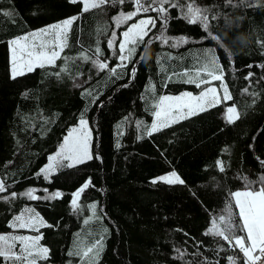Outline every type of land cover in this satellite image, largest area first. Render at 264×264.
I'll return each instance as SVG.
<instances>
[{"label":"trees","instance_id":"16d2710c","mask_svg":"<svg viewBox=\"0 0 264 264\" xmlns=\"http://www.w3.org/2000/svg\"><path fill=\"white\" fill-rule=\"evenodd\" d=\"M194 3L210 10V31L221 36L219 41L205 38L201 26L187 23L181 8L169 5L166 24L159 12L150 11L118 25L122 12L135 10L133 0H109L87 12L70 0H0V179L7 188L0 193V234L12 233L11 222L25 210L38 214L50 225L33 232L42 234L40 242L50 250L48 260L38 264H76L77 257L69 253L90 203L96 205L102 229L98 264H229L228 257L237 252L207 233L210 220L226 214L229 194L245 190L241 178L258 182L264 176V0ZM142 16L156 19L145 42L163 33L169 43L153 40L146 62L139 59L141 46L133 62L116 67L115 73L95 67V59L107 62L109 69L119 64L107 42L115 34L117 44L121 31ZM72 17L77 19L61 58L13 78L9 40ZM181 37L188 43L172 47ZM207 49L223 66L232 99L148 135L160 97L199 92L220 82L210 77L201 87L186 82L184 74L195 72ZM85 54L93 60L80 59ZM227 104L238 109L239 118L231 123ZM81 117L92 131L93 159L62 168L49 179L36 175ZM168 172L185 183L158 179ZM89 180L92 186L74 209L73 194ZM30 189L41 198L23 195ZM57 191L61 197L43 198ZM233 220L240 223L235 214ZM236 235L243 233L237 230ZM234 259L239 263L242 257Z\"/></svg>","mask_w":264,"mask_h":264},{"label":"snow or ice","instance_id":"6c2138e0","mask_svg":"<svg viewBox=\"0 0 264 264\" xmlns=\"http://www.w3.org/2000/svg\"><path fill=\"white\" fill-rule=\"evenodd\" d=\"M72 3H81L82 11L87 12L91 9H97L108 3L109 0H70ZM119 3H125V0H118ZM135 10L128 13H121L116 18V23L127 24L128 21L138 16L140 13H148L150 11H157L160 13L159 19L166 24L168 21V8H181L182 19L192 25L201 26L205 32L206 37L213 41H219L221 36L213 35L210 31L209 9L200 8L195 5L194 0H186L184 5L179 3V0H133ZM231 5L233 0H226ZM242 3H247V0H241ZM251 6V5H248ZM77 19L72 17L65 19L62 23L51 25L47 28H42L39 31L29 33L17 37L10 41L12 45V77L23 76L25 70L27 72L34 71L35 68H44L46 65H54L57 59L61 58V52L67 47L66 39L67 33L73 21ZM212 19H217L213 16ZM156 26V19L153 17L141 18L137 23L131 24L125 31L122 32V40L116 44L117 37L113 34L112 38L108 40V47L113 49V54L117 55L119 64L109 69L107 62H101L99 59L93 61L94 66L99 70L108 69L110 72L115 73L116 67H126L125 62H133L138 48L143 46L144 51L141 53L139 59L147 61V47L153 40H160L164 44L169 43V39L161 33L160 36L149 37L148 42H145V37L149 36L151 28ZM45 37H51L50 40ZM204 39V38H202ZM181 43H188V39L181 37L172 43V47H178ZM101 49L96 48L95 53L99 54ZM19 53V55H17ZM66 59V58H65ZM82 60H93L92 57L82 55ZM157 63H160V57H157ZM251 67V65H249ZM264 67V65H261ZM161 70L166 71L161 65ZM64 71L67 72L68 68L65 67ZM57 76L60 73H56ZM135 76V71L131 72ZM188 76L187 83L195 84L196 87L210 83L207 79L211 78L212 81H220L221 88L223 89L222 100L218 98V89L210 87L202 90L199 96H193L191 93H184L182 96H162L159 98L157 110L154 112L157 122L150 126L148 135L158 131L161 127L168 126V121L175 122L174 114L188 109V116L196 115L199 112L206 111L208 107H215L218 103L231 100L232 97L229 93L226 83H224V70L223 66L219 63L215 53L211 49L205 50L203 53V60L194 73H185ZM251 73H249V77ZM245 92L248 89L244 90ZM198 110V111H197ZM238 112L234 106L227 108V120L229 123L238 119ZM87 121L81 117L80 128L72 129L69 137H66L64 143L60 146L59 151L52 156H49V163L42 167L36 174L49 179L53 173L65 167H76L77 165L84 164L87 160L93 159L89 153V131L85 127ZM79 132L78 135L73 133ZM223 164H220V171H223ZM245 182V190H237L230 193L231 200L227 206L225 215H220L216 219H211V227L208 230L209 235L219 236L225 241H228L234 248H238L242 253L244 264H253V261H264V176L259 178L258 182L249 181L247 177H242ZM160 181L168 184H184L185 181L181 179L177 173L172 172L168 176L159 177ZM153 180V183H156ZM256 184L253 187V184ZM91 181L85 182L74 194L71 204L74 209H78V198L82 193L89 188ZM7 191L5 181L0 179V193ZM35 189H30L23 195L31 199H40L36 196ZM47 191V189H45ZM17 194L13 192L12 197ZM62 193L57 191L51 193L49 196L43 197L44 199H56L61 197ZM95 209L96 205H92ZM233 208L238 209L235 213ZM28 212V210H25ZM240 218V223L236 224L233 220V215ZM87 223V221H85ZM12 228H28L35 232H39L41 226L46 225L45 222L38 216L32 214L25 216L21 213L14 217L10 225ZM237 230L243 235H236ZM42 239L41 235L26 236L14 234H0V258L3 259L4 264H38L39 261H46L49 258L50 250L42 246L39 241ZM19 245V248H17ZM103 250V240L98 239L88 246L83 248L77 244L75 250L70 252L69 255L79 256L83 259L84 264H98L100 252ZM229 264H236L233 257H228Z\"/></svg>","mask_w":264,"mask_h":264},{"label":"rangeland","instance_id":"374dc122","mask_svg":"<svg viewBox=\"0 0 264 264\" xmlns=\"http://www.w3.org/2000/svg\"><path fill=\"white\" fill-rule=\"evenodd\" d=\"M149 16H142V17H139L137 18L135 21L131 22L130 24H128L121 32L125 31L131 24L133 23H137L139 21V19L141 18H147ZM64 21V20H63ZM63 21L61 22H56L54 24H59V23H62ZM54 24H51V25H54ZM51 25H48V26H45L43 28H47ZM149 28L151 27V25L148 26ZM42 29V28H40ZM40 29H37L35 31H32V32H36V31H39ZM32 32H29V33H32ZM27 33V34H29ZM25 34V35H27ZM122 34V33H121ZM120 34V38H119V41L117 43V45L120 43V41L123 39L122 38V35ZM17 38V37H16ZM15 39V38H14ZM45 39H48L50 40L51 37H45ZM13 40V39H12ZM12 45L10 44V66H11V72H12ZM19 55V53L17 54ZM26 71V70H25ZM211 80V78H210ZM210 87H216L218 89V98L222 100V93H223V89L221 88V82H218V84H214V83H211L210 85H208L207 87L203 88L202 90L206 89V88H210ZM201 91L199 92H192V91H182L180 93H177V94H165L163 96H172V97H175V96H182L184 93H191L193 96H199L201 94ZM231 106H234L236 109L237 107L234 105V104H227L226 105V109H225V112H226V117H227V108L228 107H231ZM198 111V110H197ZM199 112V111H198ZM237 112H238V109H237ZM188 109H184L182 112L178 113V114H174V118H175V122L177 121H180L184 118H187L189 117L188 116ZM80 119H78V121L69 127V129L67 130L66 134L62 137V139L60 140V142L57 144L55 150L53 152H51L49 154V156H52V155H55L59 149H60V146L64 143V140L66 137H69V133L71 132L72 129L76 128V129H79L80 128ZM84 120L87 121L86 118L83 117ZM154 122H157L156 120V117L154 115V118L152 120V123L151 125L154 123ZM171 123H174L172 120H169L168 121V125L171 124ZM150 125V126H151ZM87 128V130L89 131V145H88V150H89V153L92 155V149H91V140H92V131H91V128L88 124V121H87V124L85 126ZM162 128V127H161ZM149 131H150V128H149ZM79 132L77 133H73V135H78ZM49 156H48V160L47 162L42 166H46L48 163H49ZM41 167V168H42ZM172 172H168L166 174H163L159 177H162V176H168L169 174H171ZM158 177V179H159ZM237 191V190H236ZM242 191V190H241ZM92 205H95L94 203H90L88 207H86V210L84 212V217H83V220L81 222V225L79 227V229L74 233V238L72 240V246H73V250H71L70 252H73L77 246V244L80 245L81 248L85 247V246H88L90 245L91 243H93L94 241L98 240V239H101V232H102V229L101 227L99 226V224L97 223L98 222V215L96 214V208L94 209L92 207ZM25 213V216L27 218V216L29 215H32L28 212H23ZM17 216V215H16ZM85 221H87V223H85ZM13 222V221H12ZM11 222V223H12ZM18 230V232H17ZM34 231L32 229H28V228H14V231L10 234H14V235H26V236H34ZM39 243L44 246V247H47L49 249V247L47 245H44L42 242L39 241ZM17 248H19V245H17ZM101 253V252H100ZM100 255V254H99ZM73 257H77V260H76V264H83V259L79 256H74L72 255Z\"/></svg>","mask_w":264,"mask_h":264},{"label":"built area","instance_id":"2783aa9c","mask_svg":"<svg viewBox=\"0 0 264 264\" xmlns=\"http://www.w3.org/2000/svg\"><path fill=\"white\" fill-rule=\"evenodd\" d=\"M237 252H234L233 254H231L232 257H237V256H241L242 257V253H240L239 249H236ZM264 261H253V264H262ZM236 264H244V260L242 258L241 262L236 263Z\"/></svg>","mask_w":264,"mask_h":264},{"label":"crops","instance_id":"0c3cea01","mask_svg":"<svg viewBox=\"0 0 264 264\" xmlns=\"http://www.w3.org/2000/svg\"><path fill=\"white\" fill-rule=\"evenodd\" d=\"M50 25H51V24H50ZM47 26H48V25H47ZM42 28H43V27H42ZM39 29H40V28H39ZM35 30H37V29H35ZM35 30H32V31H35ZM32 31H30V32H32ZM27 33H29V32H27ZM27 33H25V34H27ZM25 34L19 35V36H17V37L23 36V35H25ZM14 38H16V37H14ZM14 38H12V39H14ZM12 39L9 40V49H10V41H11Z\"/></svg>","mask_w":264,"mask_h":264}]
</instances>
